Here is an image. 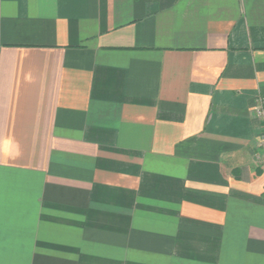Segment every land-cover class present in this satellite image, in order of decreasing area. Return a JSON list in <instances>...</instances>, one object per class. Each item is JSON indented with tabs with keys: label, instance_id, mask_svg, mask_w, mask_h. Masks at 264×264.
<instances>
[{
	"label": "crops",
	"instance_id": "obj_1",
	"mask_svg": "<svg viewBox=\"0 0 264 264\" xmlns=\"http://www.w3.org/2000/svg\"><path fill=\"white\" fill-rule=\"evenodd\" d=\"M264 0H0V264H264Z\"/></svg>",
	"mask_w": 264,
	"mask_h": 264
},
{
	"label": "built area",
	"instance_id": "obj_2",
	"mask_svg": "<svg viewBox=\"0 0 264 264\" xmlns=\"http://www.w3.org/2000/svg\"><path fill=\"white\" fill-rule=\"evenodd\" d=\"M255 112L264 120V107L262 106V104L256 107ZM257 159L260 163L264 164V123L257 143Z\"/></svg>",
	"mask_w": 264,
	"mask_h": 264
}]
</instances>
